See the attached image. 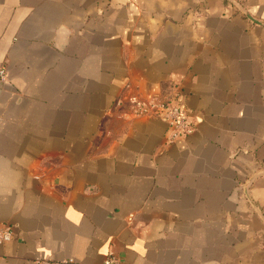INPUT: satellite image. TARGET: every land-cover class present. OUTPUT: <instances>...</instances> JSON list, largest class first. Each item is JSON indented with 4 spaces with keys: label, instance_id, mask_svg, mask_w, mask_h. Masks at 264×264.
<instances>
[{
    "label": "crops",
    "instance_id": "obj_1",
    "mask_svg": "<svg viewBox=\"0 0 264 264\" xmlns=\"http://www.w3.org/2000/svg\"><path fill=\"white\" fill-rule=\"evenodd\" d=\"M0 67V264H264V0H0Z\"/></svg>",
    "mask_w": 264,
    "mask_h": 264
},
{
    "label": "built area",
    "instance_id": "obj_2",
    "mask_svg": "<svg viewBox=\"0 0 264 264\" xmlns=\"http://www.w3.org/2000/svg\"><path fill=\"white\" fill-rule=\"evenodd\" d=\"M7 72L4 67H0V79L4 80ZM181 95L177 89L172 93L161 96L154 95L147 99L135 100L132 103L131 111L136 116L162 117L168 124V140L174 141L180 137L191 133L193 126L190 125V118L186 108L182 105ZM13 228L10 224H0V242L7 241L12 237ZM36 264H61L47 258L38 257ZM106 264H118V259L114 256L107 259Z\"/></svg>",
    "mask_w": 264,
    "mask_h": 264
},
{
    "label": "water",
    "instance_id": "obj_3",
    "mask_svg": "<svg viewBox=\"0 0 264 264\" xmlns=\"http://www.w3.org/2000/svg\"><path fill=\"white\" fill-rule=\"evenodd\" d=\"M248 15V13H246ZM249 16V15H248Z\"/></svg>",
    "mask_w": 264,
    "mask_h": 264
}]
</instances>
